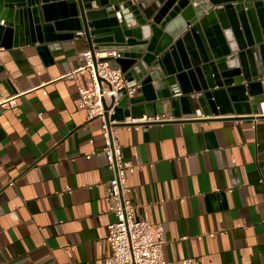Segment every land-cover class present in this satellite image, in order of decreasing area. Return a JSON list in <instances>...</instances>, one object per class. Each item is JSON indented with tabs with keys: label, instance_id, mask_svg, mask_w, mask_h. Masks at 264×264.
<instances>
[{
	"label": "crops",
	"instance_id": "crops-1",
	"mask_svg": "<svg viewBox=\"0 0 264 264\" xmlns=\"http://www.w3.org/2000/svg\"><path fill=\"white\" fill-rule=\"evenodd\" d=\"M85 47L83 36L47 55L0 46V96L16 97L0 107V264H105L110 253L101 118L77 106L83 76L69 75ZM163 111L174 118L117 128L124 157L142 164L128 195L162 224L164 257L264 264V117Z\"/></svg>",
	"mask_w": 264,
	"mask_h": 264
},
{
	"label": "water",
	"instance_id": "water-1",
	"mask_svg": "<svg viewBox=\"0 0 264 264\" xmlns=\"http://www.w3.org/2000/svg\"><path fill=\"white\" fill-rule=\"evenodd\" d=\"M79 36L117 50L111 67L139 83L118 91L116 119L164 103L174 116L251 113L264 99V0H0V46L47 55Z\"/></svg>",
	"mask_w": 264,
	"mask_h": 264
},
{
	"label": "built area",
	"instance_id": "built-area-1",
	"mask_svg": "<svg viewBox=\"0 0 264 264\" xmlns=\"http://www.w3.org/2000/svg\"><path fill=\"white\" fill-rule=\"evenodd\" d=\"M117 56L115 49L85 47L79 52L77 66L69 72L73 77L77 73L83 76V82H77V106L85 109L87 119L101 118V151L111 170L106 181V211L115 218L106 224L104 239L109 243L110 253L105 264H205L199 256L166 259L163 255L162 224L150 222L146 214H136L137 206L128 195L127 176L140 169L142 164L124 157L117 125L130 129L174 117L164 111L139 117L127 115L122 119L112 117L118 91L124 88L128 95H132L139 86L134 79L128 80L120 68L111 67L110 61ZM15 105V95L0 96V107L12 108ZM255 116L264 117V99L259 101Z\"/></svg>",
	"mask_w": 264,
	"mask_h": 264
}]
</instances>
